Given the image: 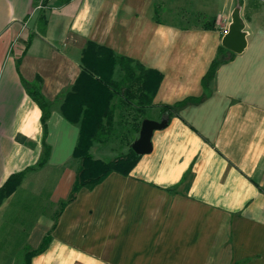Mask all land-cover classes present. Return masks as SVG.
Wrapping results in <instances>:
<instances>
[{"label": "crops", "instance_id": "obj_1", "mask_svg": "<svg viewBox=\"0 0 264 264\" xmlns=\"http://www.w3.org/2000/svg\"><path fill=\"white\" fill-rule=\"evenodd\" d=\"M41 1L0 0V187L35 166L45 144L46 164L11 197L56 211L74 183L79 136L60 107L82 72L88 43L160 73L151 108L157 111L202 96L201 79L222 37L181 25L155 0H49L40 34ZM245 32L244 51L221 57L202 103L171 118L158 120L157 111L151 121L166 118L167 126L153 133L150 153L127 177L113 173L81 190L56 224L50 214L34 219L26 245L36 250L48 235L49 242L30 264H264V28ZM37 78L50 106L45 136L41 111L22 83ZM97 148L94 159L117 156ZM15 224L0 242L18 239L23 224Z\"/></svg>", "mask_w": 264, "mask_h": 264}, {"label": "trees", "instance_id": "obj_2", "mask_svg": "<svg viewBox=\"0 0 264 264\" xmlns=\"http://www.w3.org/2000/svg\"><path fill=\"white\" fill-rule=\"evenodd\" d=\"M49 0L41 1L38 24L42 34L46 26L45 8ZM71 0H59L66 5ZM236 8L242 6V0H234ZM156 22L157 9H155ZM204 30H213L212 25L204 24ZM228 51L220 48L216 58L211 62L207 72L201 79L202 96L186 98L171 106H161L159 117L171 118L188 106L202 103L210 94L209 85L214 79L216 70L224 62ZM230 57L233 56L229 53ZM82 72L62 100L60 112L63 118L72 125H79V136L73 149L72 157L77 161L75 179L69 196L54 215L56 224L63 209L75 201L78 193L85 189L91 191L101 184L109 175L116 173L127 177L140 157L135 155L130 145L135 141L141 123L151 120L149 110L153 107V99L162 81V75L156 71L145 69L137 61L115 55L111 50L88 43L81 60ZM116 68L121 72L117 81L113 80ZM30 99L41 111V124L46 135V122L50 116V106L40 93L41 80L32 83L22 81ZM111 142H118L120 149L113 159H94L91 154L93 146L105 147ZM42 156L35 166L28 167L20 173L9 176L0 187V206L13 195L23 179L29 174L44 167L48 160L49 148L43 144ZM49 242V235L36 250L27 245L22 249L21 264H30L31 259L42 253Z\"/></svg>", "mask_w": 264, "mask_h": 264}, {"label": "rangeland", "instance_id": "obj_3", "mask_svg": "<svg viewBox=\"0 0 264 264\" xmlns=\"http://www.w3.org/2000/svg\"><path fill=\"white\" fill-rule=\"evenodd\" d=\"M168 1V0H167ZM165 0H155V5L160 12L165 8L172 17L178 18L177 21L181 25L191 26L204 24L212 25L219 37L226 34L228 27L231 23V15L236 8L233 0H171L173 2H167ZM197 1L198 5L194 6V2ZM222 9L221 15L218 13V9ZM240 17L244 23V31L248 27H263L264 28V0H242V6L239 8ZM121 72L119 71V77ZM159 111V109H157ZM157 111L150 109L149 117L155 119L157 117ZM97 150H100L97 152ZM99 153L103 156L112 157L118 153L125 152L124 149L119 148L118 142H111L105 147L95 149V153ZM8 207L5 208L1 216L5 219L6 224H3L0 228V233H12V222L21 221L23 226H16L22 228L18 239L5 242H0V264H21L22 249L27 241L24 239L26 232L32 227L34 219L40 215L50 214L54 217L56 211L52 209H34L29 207L28 198L16 199L10 196L7 203ZM54 213V214H53ZM30 222V223H29ZM18 230V229H17Z\"/></svg>", "mask_w": 264, "mask_h": 264}, {"label": "water", "instance_id": "obj_4", "mask_svg": "<svg viewBox=\"0 0 264 264\" xmlns=\"http://www.w3.org/2000/svg\"><path fill=\"white\" fill-rule=\"evenodd\" d=\"M221 47L228 52L239 55L246 47V32L240 17L239 8H235L231 15V23L221 40ZM167 126V119L159 122L144 120L138 133V138L130 145L131 151L137 156L147 155L151 151V138L154 132L163 130Z\"/></svg>", "mask_w": 264, "mask_h": 264}]
</instances>
